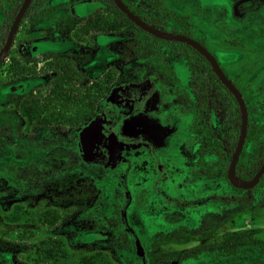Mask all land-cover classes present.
<instances>
[{"label": "rangeland", "instance_id": "rangeland-1", "mask_svg": "<svg viewBox=\"0 0 264 264\" xmlns=\"http://www.w3.org/2000/svg\"><path fill=\"white\" fill-rule=\"evenodd\" d=\"M221 1L159 0L164 14L156 15L163 17L167 30H190L217 52L228 74L243 86L249 118L264 121V77L249 68L264 56L260 43L264 42V3L259 1L258 13L246 20L239 11L252 0H240L233 7L234 17L227 18ZM141 4L153 7L147 0ZM93 8L86 3L77 12ZM134 34L137 39L145 35L134 32L110 40L115 56L108 65L115 67L116 96L101 104L106 136L99 158H94L96 151L81 155L79 128L63 133L38 128L33 134L17 109L0 117V264H82L83 255L93 254V264H264V217H256L251 200L241 206L240 189L225 168L228 137L235 135L229 132L237 120L236 103L222 87L216 88L212 69L195 53L198 63L188 68L179 51L161 39L145 35L146 59L136 55L134 61L120 60L119 46L124 47ZM237 35L243 40L240 49L233 40ZM131 61L142 63L143 75L131 70ZM172 64L180 80L174 79ZM194 70L201 77L197 101L188 96L195 84L188 74ZM141 80L143 95L129 94L127 88ZM208 93L212 95L206 97ZM129 114L132 117L124 120ZM57 137L64 138L60 145L69 152L80 154L65 169L51 164L65 161L64 153L59 157L49 153L59 146L54 142ZM242 156L248 160L250 152L243 149ZM65 178L70 181L61 186L59 180ZM17 205L21 217L11 221L9 215L17 212ZM45 208L58 211L56 226L39 221ZM207 217L216 233L193 240ZM8 224L20 235L14 234L16 230L3 232ZM59 241L67 255L54 258L51 254ZM195 246H202L197 256H185L183 251Z\"/></svg>", "mask_w": 264, "mask_h": 264}, {"label": "flooded vegetation", "instance_id": "flooded-vegetation-1", "mask_svg": "<svg viewBox=\"0 0 264 264\" xmlns=\"http://www.w3.org/2000/svg\"><path fill=\"white\" fill-rule=\"evenodd\" d=\"M24 1L0 0V53L2 52L0 56V91H3L1 96L3 106L0 105L3 108L0 109V117L6 111H12L13 109L16 111L17 109L18 113L27 121V127L33 134L38 128L54 130L55 133H63L73 127L81 130L87 123L97 119L102 126V136L100 141L96 143L93 154L96 151L98 155L94 158H99L101 155L98 150H100L106 136V130L104 129L106 122L99 114L101 104L103 106L106 101L110 102V96H116L114 93L115 67H113V64L108 65L115 56L112 46L109 45L110 40L115 38L116 35L126 36L132 35L134 32H141L147 36L146 33L148 32L130 20L114 0H30L16 23L8 47L3 51L10 30L23 7ZM142 1L122 0L131 12L149 26L154 27L147 22L148 18L156 21L160 26L159 28H162L154 27L155 29L172 34L185 35L183 33H187L185 36L199 42L214 56L223 73L241 93L247 110V126L242 150L245 149L250 152V156L248 160H245L243 156L240 158V152L236 164L240 177H237L242 180L252 179L264 164V121H254L249 118V108L246 104L248 97L245 96L242 84L235 82L228 74L224 63L218 58V53L212 50L201 38L194 36L190 30L166 29L163 17L156 15L159 11L164 14L163 9H160L163 4L159 3V0H147L155 8L143 6ZM239 1H221L219 6L227 8V11L221 9L228 14L226 18L229 16L234 17L233 7ZM259 1H261L259 5L264 3V0H252L246 3L245 6H241L239 14L246 16L245 19L248 20L254 13H258L259 6L257 4ZM86 3L93 4L94 8L89 12H77L79 6ZM262 9V15H264V8L262 7ZM164 12L169 15L168 12ZM237 24L240 28H244L246 23L237 21ZM145 35L139 36L137 39L136 34H134L133 38L125 41L124 47L119 46L121 48L119 49L120 60L124 58L130 61L136 55H138L139 60L146 59L149 53ZM161 40L171 43L175 50L179 51L178 46L173 43L180 41ZM233 40H235L237 48L240 49L243 40L240 37L238 38V35ZM107 42L108 44H106ZM227 42L233 44L230 41ZM260 43L264 44V42ZM196 52L201 54L197 50ZM241 53H239V56H241ZM239 56L237 60H240ZM182 61L185 62L184 65L190 68L186 60L182 59ZM131 65H134L131 66L132 71H140L143 75L144 67L142 63H132ZM249 68H253V71L256 70V73H260L261 77H264V56L258 57L255 62H251ZM171 69L174 79L180 80V73L176 70L174 64H172ZM188 77L189 79L192 78L191 72H189ZM218 81L220 82L219 79ZM142 82V80L138 81L135 87H128L127 92L142 96L145 90ZM209 87L211 86H204L205 89ZM218 87L221 86H216V88ZM222 88L225 92L229 91L223 84ZM190 91L188 96L190 99H194L195 94ZM210 95L212 93H208L206 97ZM231 100L237 104L235 98ZM172 101H175V98ZM211 106H208V108L211 109ZM5 107L6 110H4ZM233 110L235 114L236 108L234 107ZM133 114H129L124 120L130 119ZM239 114L240 124L237 136H239L241 127V113L239 112ZM210 120L213 123V114H211ZM236 124L237 120L230 125L229 133L234 131ZM251 132L252 136L250 135ZM79 133L77 143L79 152L84 156ZM250 136L252 139L248 143V147H245V143L249 141ZM62 139L64 138L57 137L54 139V142L58 143L59 146L54 147L49 152L53 157H59L56 155L64 153L65 161L56 164L51 161L52 166H56L58 169H65L58 166L67 162L69 152L67 148L60 145L64 142H61ZM231 141L232 139L229 136L227 141L229 146ZM79 156L80 154H77V157ZM248 175H251V177L246 178ZM239 189L240 193L237 197L241 206L244 207L247 200L251 198L253 213L258 219L264 217V171L252 187H239ZM16 208L18 211L14 213L20 214V207L17 205ZM47 209L49 208L42 211L45 212ZM16 232H20V230L14 231V234L17 235Z\"/></svg>", "mask_w": 264, "mask_h": 264}, {"label": "water", "instance_id": "water-1", "mask_svg": "<svg viewBox=\"0 0 264 264\" xmlns=\"http://www.w3.org/2000/svg\"><path fill=\"white\" fill-rule=\"evenodd\" d=\"M30 0H25L23 7L20 11V13L17 15L15 22L10 30L9 36L7 38L6 45L4 47V50L8 47L9 42L12 39L16 23L20 19L22 12L24 8L26 7L27 3ZM117 6L127 15V17L132 20L136 25L141 27L143 30L146 32L161 38V39H167V40H175V41H180L184 42L193 48H195L198 52H200L211 64L213 71L216 73L218 79L220 82L229 90V92L234 96L239 108H240V113H241V127H240V133L238 136V140L234 149V152L232 154L229 166H228V171H227V176L229 180L237 187H252L264 171V164L262 167L259 169L257 174L250 179V180H242L238 178L235 174V169H236V164L240 155V152L243 147L244 139H245V132H246V126H247V110H246V105L243 100V97L241 93L236 89V87L233 85V83L227 78V76L223 73L221 70L217 60L214 58V56L207 50L205 47H203L199 42L195 41L194 39L187 37L185 35L181 34H172V33H167L160 31L158 29H155L154 27L149 26L145 22H143L141 19H139L133 12H131L125 4L122 2V0H114ZM2 53V52H1ZM0 53V56H1ZM80 136V144L82 147V150L84 154L91 156L93 154V149L96 146V143L100 141V138L102 136V126L97 119H93L89 123H87L85 126H83L80 130L79 133Z\"/></svg>", "mask_w": 264, "mask_h": 264}, {"label": "trees", "instance_id": "trees-1", "mask_svg": "<svg viewBox=\"0 0 264 264\" xmlns=\"http://www.w3.org/2000/svg\"><path fill=\"white\" fill-rule=\"evenodd\" d=\"M147 22L150 25L154 26L155 28L162 29V28H159L160 26L158 25V23L156 21H153L150 18H148ZM146 34H147V36L151 37L152 39L158 40V38L152 36L151 34H149V33H146ZM183 34L187 35V33H183ZM173 44L178 46V50H179V53H180L182 59L187 61V63H188L190 68H192L194 65H197V63H198L197 59L194 58V56L192 54V52H194L198 56L199 60H202L203 63L206 64L209 67V69H211V66H210L209 62L205 59V57L203 55L197 53L196 50L194 48H192L191 46H189L187 44H184V43H181V42H174ZM211 76L212 77L214 76L215 79H216V83L219 86L222 87V84L218 81L217 76H216V74L213 71H211ZM191 79L195 83L191 87V91H192L193 94H195V98L194 99H195V101H197V98L200 95L198 93H196V89H199V87H198L199 85L198 84H199V80L201 79V77L200 76L199 77L196 76V72L194 70V73L192 74V78ZM226 93L231 99H234L233 95L229 91H227ZM213 104H214V99H213L212 105ZM239 112H240L239 111V107L236 104L235 113L237 115V124L234 126V129H233L234 131L233 132H235V135H234L232 141L230 142V146H229L228 160H227V162L225 164V168H227V169H228V165L230 163V159H231V156H232V153L234 151V148H235V145H236V141H237V138H238L237 133H238L239 124H240V114H239ZM67 158H68L67 162L62 164V165H60V166H58L59 168L70 167L71 163L77 160V153L76 152H68ZM259 163H258V165H259ZM235 174H236V176L240 177V174L238 173L237 167H236V170H235ZM249 177H251V175L246 176V178H249ZM75 178H76V176L72 175L70 180H74ZM70 180H68V178L67 179L65 178L64 180H59V183L61 184V186H63L65 183H68ZM215 199L227 201V198H223V197H215ZM250 200H251V198H249L247 200V202L245 203V206L249 205ZM181 204L188 205V204H190V202L189 201H183V202H181ZM17 208H16V211H18ZM9 217H10L11 221H15L16 219L21 217V213L20 214L13 213L12 215H9ZM38 219H39V221L41 223L46 224V225H50L51 227H54V226H56V224L58 222V219H59L58 211L56 209H54V208H49L45 212L41 211L39 216H38ZM208 219H209L208 217L204 219V221L202 222L201 229L200 230L198 229V231H197L198 234L195 237H191L193 240L199 241L202 238L210 237L214 233H216V227L215 226H210L208 224V221H209ZM9 231H14V226L13 225L8 224V226L6 227V230H3V232H5V233L9 232ZM27 232L29 233V236L33 235V233H34L31 230H27ZM16 233L18 235L20 232H16ZM61 244H62V242L59 241V246H58L57 250H55V252H52V249L50 250L52 252L51 255L54 258L66 257L67 252H66L65 248H62ZM216 244H218V243H216ZM208 247H211V245H208ZM217 247L220 249L222 246H220V244H219V246H217ZM201 248H202V246H195L194 248L191 247L190 249L188 248V249L184 250L183 253L185 254V256L187 255L186 253H190L189 255L194 257V256H197V254L201 251ZM231 248L232 247H226L227 250H229ZM233 248H235V246H233ZM80 262L82 264H87V263H92L93 264V263H95L94 254L93 255H83L80 258Z\"/></svg>", "mask_w": 264, "mask_h": 264}]
</instances>
